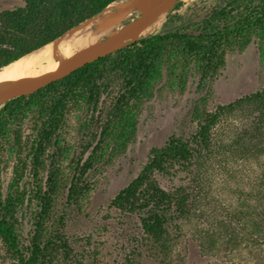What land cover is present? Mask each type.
I'll return each instance as SVG.
<instances>
[{"label":"trees","instance_id":"obj_1","mask_svg":"<svg viewBox=\"0 0 264 264\" xmlns=\"http://www.w3.org/2000/svg\"><path fill=\"white\" fill-rule=\"evenodd\" d=\"M22 1L0 12V69L121 0ZM173 18L183 20L179 29L142 38L0 108V164L11 162L12 174L6 187L0 179V264H96L70 240L63 218H53L60 167L51 166L44 187L33 190V166H44L49 151L70 157L60 135L72 109L84 112L79 121L88 132L66 196L68 205L80 206L88 175L134 141L143 106L165 76L177 74L185 83L194 74L203 89L224 67L227 49L252 35L264 42V0H217L196 22L175 15L164 27ZM189 115L193 131L152 147L138 174L109 203V211L131 225L126 264H185L188 241L201 256L225 255L229 264H242L241 253L264 247V90L212 109L199 97ZM26 121L31 134L23 136ZM214 161L220 171L229 163L232 172L242 169L244 185L237 203L222 208L224 216L204 208L203 178ZM193 221L198 228L187 238ZM243 258L264 264L255 254Z\"/></svg>","mask_w":264,"mask_h":264},{"label":"rangeland","instance_id":"obj_2","mask_svg":"<svg viewBox=\"0 0 264 264\" xmlns=\"http://www.w3.org/2000/svg\"><path fill=\"white\" fill-rule=\"evenodd\" d=\"M216 2L217 0H180L179 7L173 9L169 18L178 15L185 19L191 17L193 22H196L197 16ZM22 5V0H0V12ZM168 19L154 34L179 29L183 25V20L173 18L164 27ZM175 77L177 74L165 76L158 84L153 99L143 106L138 117L134 141L126 147L125 152L111 162L102 161L94 166L87 178L88 195L79 202L80 206L68 205L66 196L72 170L77 167L74 162L79 159L83 148L80 141L85 139L88 133L81 128L79 121L84 115L83 111L72 109L60 135L62 146L69 151L70 157L66 159L53 150L47 153L44 166H33V190L39 184L44 187L51 166L60 167V179L57 183L59 190L56 194L53 218H63L70 240L77 246H84L91 259L95 258L96 264H126L124 259L129 254L126 244L131 225L128 221L123 223L120 217L109 211V203L138 174L152 147L162 146L170 135L188 136L193 131L189 113L194 101L203 97L206 99V107L212 109L243 95L264 90V42L252 35L246 42L227 49L224 67L203 89H197L198 83L194 74L189 75L184 80L185 83ZM105 101L107 97L104 96L99 102L100 109L104 108ZM31 126V121L22 125L23 136L31 134ZM93 129L95 130V127ZM226 129L229 130L230 127L227 126ZM213 164L204 176L205 179L203 178L204 208L212 212L211 214L224 216L222 208L237 203L238 192L244 185L241 179L242 169L234 168L232 172L229 163V167L225 166L224 171H220L216 161ZM11 176V162L3 161L0 164L3 187L9 183ZM30 180L28 169L23 182L28 183ZM198 224L193 221L186 226L187 238L193 236ZM185 243V264H229L225 255L222 257L208 251L206 255L203 253L204 256H201L194 244L189 241ZM245 254L247 253H241L238 258L242 264H245L243 257H252L253 254L264 260V247L253 250L252 254Z\"/></svg>","mask_w":264,"mask_h":264},{"label":"water","instance_id":"obj_3","mask_svg":"<svg viewBox=\"0 0 264 264\" xmlns=\"http://www.w3.org/2000/svg\"><path fill=\"white\" fill-rule=\"evenodd\" d=\"M179 2L180 0H121L110 4L98 14L78 23L48 44L28 53L31 54L49 45L54 57L60 45L76 34L99 35L94 42L87 44L69 58L61 62L56 59L59 66L54 72L0 84V108L10 100L28 96L69 76L87 64L131 46L142 38L156 35L154 33L169 18ZM155 22L160 26L144 33Z\"/></svg>","mask_w":264,"mask_h":264},{"label":"bare ground","instance_id":"obj_4","mask_svg":"<svg viewBox=\"0 0 264 264\" xmlns=\"http://www.w3.org/2000/svg\"><path fill=\"white\" fill-rule=\"evenodd\" d=\"M155 22L144 33L151 31L160 26ZM99 35H82L76 34L71 39L61 44L57 55L51 54V46H46L38 51L28 54L16 62H13L0 69V84L12 81L25 80L31 77L54 72L59 62L69 58L75 52L85 47L87 44L94 42ZM59 60V62L57 60Z\"/></svg>","mask_w":264,"mask_h":264}]
</instances>
